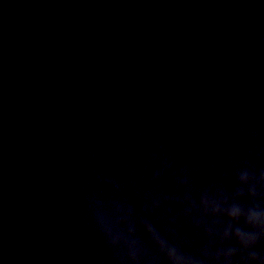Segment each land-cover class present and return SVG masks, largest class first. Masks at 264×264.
I'll use <instances>...</instances> for the list:
<instances>
[{
    "label": "water",
    "instance_id": "1",
    "mask_svg": "<svg viewBox=\"0 0 264 264\" xmlns=\"http://www.w3.org/2000/svg\"><path fill=\"white\" fill-rule=\"evenodd\" d=\"M235 3L0 0L3 264H89L88 234H72L68 223L77 207V148L88 139L84 124L100 116V127L109 130L121 105L109 112L96 103L104 90L85 64L99 65L113 77L133 73L153 86L163 70L174 71L176 79L160 104H168L163 115L176 124L193 106L185 77L192 78L194 64L200 67L197 79L230 88L255 58L256 79L264 84V52L249 47L230 23ZM77 120L81 129L73 126ZM126 134L118 127L117 139Z\"/></svg>",
    "mask_w": 264,
    "mask_h": 264
},
{
    "label": "clouds",
    "instance_id": "2",
    "mask_svg": "<svg viewBox=\"0 0 264 264\" xmlns=\"http://www.w3.org/2000/svg\"><path fill=\"white\" fill-rule=\"evenodd\" d=\"M235 7L230 23L264 52V0H236ZM84 68L104 90L96 103L109 112L121 105L109 130L100 116L84 124L88 139L77 148V207L68 223L72 234H88L89 264H264V84L256 79L257 60L249 58L246 75L230 88L197 79L194 64L192 78L185 77L193 106L180 124L160 104L174 71L163 70L153 86L133 73L119 78L99 65ZM73 126L82 127L78 120ZM118 127L127 130L119 139Z\"/></svg>",
    "mask_w": 264,
    "mask_h": 264
}]
</instances>
